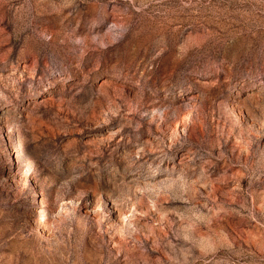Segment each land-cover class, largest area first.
I'll use <instances>...</instances> for the list:
<instances>
[{"label": "rangeland", "instance_id": "1", "mask_svg": "<svg viewBox=\"0 0 264 264\" xmlns=\"http://www.w3.org/2000/svg\"><path fill=\"white\" fill-rule=\"evenodd\" d=\"M0 264H264V0H0Z\"/></svg>", "mask_w": 264, "mask_h": 264}]
</instances>
